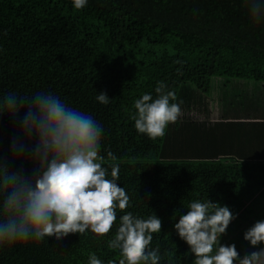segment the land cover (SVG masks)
Instances as JSON below:
<instances>
[{"label":"trees","instance_id":"1","mask_svg":"<svg viewBox=\"0 0 264 264\" xmlns=\"http://www.w3.org/2000/svg\"><path fill=\"white\" fill-rule=\"evenodd\" d=\"M247 80L263 87L262 106L223 113L228 106L219 93ZM159 82L175 93L171 102L183 101V114L152 140L136 131L132 116L137 99L157 97ZM100 92L107 105L96 99ZM9 93L56 95L101 125L103 166L111 179L109 165L119 164L118 185L131 198L127 211L162 220L151 243L159 245L161 264H194L174 224L190 202L207 198L238 214L221 243H235L241 256L258 250L243 234L264 220V21L252 20L247 0H88L80 10L73 0H0V97ZM218 117H232L237 125L230 131L239 130L248 147L215 151L205 131ZM262 122L263 152L255 143ZM18 131L5 114L0 138L7 157ZM21 165L31 172L28 160L11 163ZM123 214L117 209L104 237L88 231L0 246V264H88L90 253L118 264L120 253L108 241Z\"/></svg>","mask_w":264,"mask_h":264},{"label":"clouds","instance_id":"2","mask_svg":"<svg viewBox=\"0 0 264 264\" xmlns=\"http://www.w3.org/2000/svg\"><path fill=\"white\" fill-rule=\"evenodd\" d=\"M87 2L73 0V6L80 10ZM247 4L252 20L264 21V0H247ZM166 88L159 82L155 99L144 94L134 103V127L152 140L163 138L169 125L183 114V101L171 102L177 97ZM96 99L104 105L110 102L106 92H100ZM5 114L19 131L10 142V157L4 155L0 138V246L43 242L50 237L61 240L88 231L104 237L116 223L119 209L125 214L119 217L118 230L108 241V247L120 253L118 264H161L159 245L152 248L151 243L153 234L162 231V220L154 212L142 218L127 211L131 198L118 185L120 166L109 165V179L101 155L103 128L91 115L45 93L0 97V123ZM107 155L116 159L111 152ZM16 160L30 161L31 172L23 165L12 168ZM237 218L228 205L209 198L194 200L174 229L189 246L194 264H264V247H260L264 244V220L256 221L243 234V239L258 250L241 256L235 243H221ZM88 264L104 261L90 253Z\"/></svg>","mask_w":264,"mask_h":264},{"label":"crops","instance_id":"3","mask_svg":"<svg viewBox=\"0 0 264 264\" xmlns=\"http://www.w3.org/2000/svg\"><path fill=\"white\" fill-rule=\"evenodd\" d=\"M233 83L237 88L232 86L231 90L219 93L221 96L220 103H225V105L228 106L226 111H222L223 113L228 111V113L232 114H238L241 112L246 114L251 104L262 106L263 87L261 84L251 80L234 81ZM240 89H242V92ZM257 90L261 95H255ZM261 109L263 111V107ZM230 119H232V117H218L213 120L215 123L212 124V128L210 127L211 130L205 131L204 129H201L206 132V137L208 138L207 141L211 142L213 148H215L214 150L217 152H224V150H229V148L233 147L235 149L245 146L248 147L245 144V136L239 134V130L234 132L230 131V128L237 125L236 122H230ZM259 127L260 139H257L255 143L260 145V151L263 152V122ZM256 129L258 130V128Z\"/></svg>","mask_w":264,"mask_h":264}]
</instances>
